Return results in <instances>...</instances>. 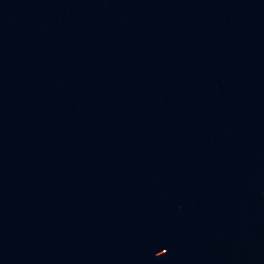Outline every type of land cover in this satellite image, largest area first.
<instances>
[{"label": "water", "instance_id": "1", "mask_svg": "<svg viewBox=\"0 0 264 264\" xmlns=\"http://www.w3.org/2000/svg\"><path fill=\"white\" fill-rule=\"evenodd\" d=\"M0 264H264V0H0Z\"/></svg>", "mask_w": 264, "mask_h": 264}]
</instances>
